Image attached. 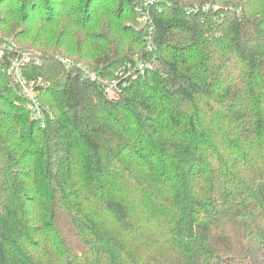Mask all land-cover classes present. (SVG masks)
<instances>
[{
  "label": "trees",
  "instance_id": "obj_1",
  "mask_svg": "<svg viewBox=\"0 0 264 264\" xmlns=\"http://www.w3.org/2000/svg\"><path fill=\"white\" fill-rule=\"evenodd\" d=\"M143 5L0 0V264H264V0Z\"/></svg>",
  "mask_w": 264,
  "mask_h": 264
},
{
  "label": "built area",
  "instance_id": "obj_2",
  "mask_svg": "<svg viewBox=\"0 0 264 264\" xmlns=\"http://www.w3.org/2000/svg\"><path fill=\"white\" fill-rule=\"evenodd\" d=\"M153 3V0H144V5L142 8V12L146 15H144L146 18L147 16H149V5ZM143 20H145V18H143ZM3 55V50L0 49V57H2ZM28 60V59H27ZM59 60L60 62L65 65V66H71L73 65V62L65 57H61L59 56ZM14 66L18 67L19 66V62H15ZM150 64L148 63H142L139 65L138 67V71L140 72L141 75L145 74V71L147 68H150ZM120 74L119 76H123L124 73L120 72L118 73ZM93 81H96L97 77L94 75H90ZM41 81V80H40ZM122 82V83H121ZM120 83L123 84V86H127V82H125V80H112V81H107L105 82V93L109 98H116L118 96V90L120 88ZM33 86V83H32ZM25 93L28 95L29 97V105L28 108L33 116V118L40 120L42 127H45V112L43 111V109L41 108L38 100L36 99V95L34 93V91L32 90V88H26Z\"/></svg>",
  "mask_w": 264,
  "mask_h": 264
},
{
  "label": "rangeland",
  "instance_id": "obj_3",
  "mask_svg": "<svg viewBox=\"0 0 264 264\" xmlns=\"http://www.w3.org/2000/svg\"><path fill=\"white\" fill-rule=\"evenodd\" d=\"M1 32V31H0Z\"/></svg>",
  "mask_w": 264,
  "mask_h": 264
}]
</instances>
